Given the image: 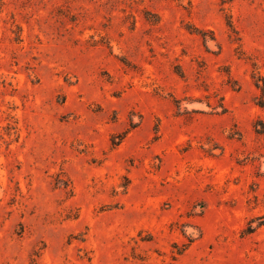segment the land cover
Here are the masks:
<instances>
[{"label": "rangeland", "instance_id": "rangeland-1", "mask_svg": "<svg viewBox=\"0 0 264 264\" xmlns=\"http://www.w3.org/2000/svg\"><path fill=\"white\" fill-rule=\"evenodd\" d=\"M264 0H0V264H264Z\"/></svg>", "mask_w": 264, "mask_h": 264}, {"label": "trees", "instance_id": "trees-1", "mask_svg": "<svg viewBox=\"0 0 264 264\" xmlns=\"http://www.w3.org/2000/svg\"><path fill=\"white\" fill-rule=\"evenodd\" d=\"M262 133H264V131Z\"/></svg>", "mask_w": 264, "mask_h": 264}]
</instances>
